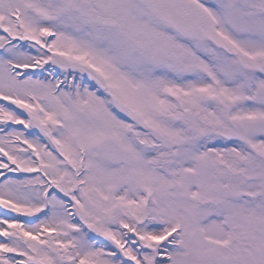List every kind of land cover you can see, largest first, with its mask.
Returning <instances> with one entry per match:
<instances>
[{
	"label": "snow or ice",
	"instance_id": "obj_1",
	"mask_svg": "<svg viewBox=\"0 0 264 264\" xmlns=\"http://www.w3.org/2000/svg\"><path fill=\"white\" fill-rule=\"evenodd\" d=\"M0 264H264V0H0Z\"/></svg>",
	"mask_w": 264,
	"mask_h": 264
}]
</instances>
